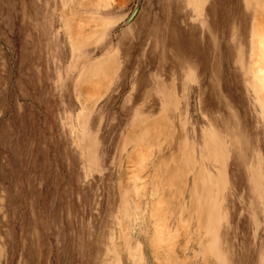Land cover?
Returning a JSON list of instances; mask_svg holds the SVG:
<instances>
[{
    "label": "rangeland",
    "instance_id": "rangeland-1",
    "mask_svg": "<svg viewBox=\"0 0 264 264\" xmlns=\"http://www.w3.org/2000/svg\"><path fill=\"white\" fill-rule=\"evenodd\" d=\"M0 0V264H264V0Z\"/></svg>",
    "mask_w": 264,
    "mask_h": 264
},
{
    "label": "water",
    "instance_id": "water-1",
    "mask_svg": "<svg viewBox=\"0 0 264 264\" xmlns=\"http://www.w3.org/2000/svg\"><path fill=\"white\" fill-rule=\"evenodd\" d=\"M139 6H140V0H137V3H136V5H135V7H134L132 13H131V14L129 15V17L124 21V24L129 23V22L133 19V17L136 15V13H137V11H138V9H139Z\"/></svg>",
    "mask_w": 264,
    "mask_h": 264
}]
</instances>
